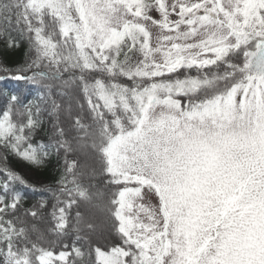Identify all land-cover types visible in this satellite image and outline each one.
<instances>
[{
  "label": "snow or ice",
  "instance_id": "snow-or-ice-1",
  "mask_svg": "<svg viewBox=\"0 0 264 264\" xmlns=\"http://www.w3.org/2000/svg\"><path fill=\"white\" fill-rule=\"evenodd\" d=\"M22 41L0 81L61 100L45 142L0 91V264H264V0H0V55ZM9 156L55 159L51 239Z\"/></svg>",
  "mask_w": 264,
  "mask_h": 264
},
{
  "label": "trees",
  "instance_id": "trees-1",
  "mask_svg": "<svg viewBox=\"0 0 264 264\" xmlns=\"http://www.w3.org/2000/svg\"><path fill=\"white\" fill-rule=\"evenodd\" d=\"M15 35V33H13ZM27 48L26 41L21 42V47L14 51H11L7 56L0 55V61H2L7 67L15 69L19 65L25 62L24 52ZM3 52V45L0 44V53ZM31 75V73H28ZM10 73H5L0 71V76H9ZM10 91H16L20 96L21 100L28 104L30 103L34 110L35 107H39L40 118L44 121L43 130L39 133L38 139L43 138L47 142V136L51 134L52 123L54 117L49 115L51 111V99H56L58 102L61 97L58 95L59 88L54 84L52 88L51 99L48 97L47 91L40 85L33 86L26 81H14L8 79L6 81H0V91L4 89ZM4 107V98L0 96V109ZM63 119V117H62ZM2 151V150H0ZM10 166L21 175L30 185H33L37 191H32L29 188H24L17 185V190L20 191L26 199L23 201L24 208H31L34 204H37L40 200L47 201L46 210H42V217L40 219H33L30 216L26 217L29 226L35 224L38 229L43 231L46 236L51 239V235L47 232V229L54 227V221L50 215L52 211V205L56 202L53 196V192L58 190L57 181L60 177V170L55 167V159L46 167L42 169L32 168L25 162H18L15 158L9 156ZM51 188L53 192H49L48 189ZM75 212H72L74 217ZM76 233L69 230V235L65 238L69 243L75 240ZM81 242H77V246H80ZM95 243V241H94ZM109 241L101 240L99 245L102 247H107ZM82 250H86L83 248ZM57 253L59 248L56 249Z\"/></svg>",
  "mask_w": 264,
  "mask_h": 264
}]
</instances>
